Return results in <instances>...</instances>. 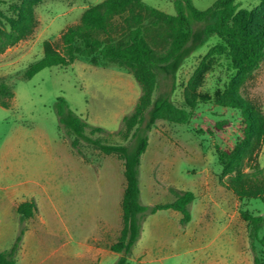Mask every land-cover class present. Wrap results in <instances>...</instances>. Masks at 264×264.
<instances>
[{
  "label": "rangeland",
  "instance_id": "obj_1",
  "mask_svg": "<svg viewBox=\"0 0 264 264\" xmlns=\"http://www.w3.org/2000/svg\"><path fill=\"white\" fill-rule=\"evenodd\" d=\"M19 1L0 0V10L7 13ZM102 1L45 0L35 9L34 33L0 54V80L13 92L9 107H0V228L19 227L15 211L7 217L3 213L10 195L22 201L35 200L43 215L53 207L60 209L66 222H73L82 206L94 211L95 215L88 218L95 221L110 218L119 208L125 184L122 160L116 155L105 156L82 141L83 156L75 155L68 143L74 137L61 128L54 106L63 97L89 124L117 133L123 116L132 111L141 93L133 76L115 64L94 65L78 58L67 68H46L28 81L22 79L28 67L43 57L45 41L57 43L68 27L80 22L87 8ZM215 1L192 3L206 10ZM142 2L166 14L175 13L172 0ZM260 2L239 0L240 8L249 10ZM151 29L149 42L154 46L158 41L163 43V35H158L156 27ZM220 43L218 37H212L184 60L175 79L162 80L158 94H170L176 106L191 111V121L188 125L158 121L149 132L148 149L140 166V187L142 182L145 193L150 189L154 193L148 198L149 205L174 201L171 187L192 191L196 197L190 206L192 220H204L203 226L193 235L192 228L188 232L190 223L189 227L180 224L179 213L171 212L177 218L169 217L170 212L147 217L130 264H136V259H165L151 264H248L247 258L253 260L248 227L239 211L264 216V205L258 199L238 201L230 179L252 172L255 165L264 168V142L255 158L245 159L240 166L225 170L219 162L216 147L231 149L242 135L240 113L221 108L215 101L236 74L225 53L208 61L197 90V107L190 110L185 100L195 70L208 51ZM241 93L264 114V62ZM222 120H228L229 126L216 131L214 125ZM93 138L107 144H128L117 134H95ZM165 219L168 227L163 226ZM208 224L213 226L206 232L203 228ZM234 230L243 241L242 255Z\"/></svg>",
  "mask_w": 264,
  "mask_h": 264
},
{
  "label": "trees",
  "instance_id": "obj_2",
  "mask_svg": "<svg viewBox=\"0 0 264 264\" xmlns=\"http://www.w3.org/2000/svg\"><path fill=\"white\" fill-rule=\"evenodd\" d=\"M45 0H20L0 10V54L30 37L37 26L36 7ZM175 13L166 14L142 0H104L87 8L78 24L68 27L57 43H43V57L33 62L22 79L28 81L46 68H67L78 58L100 65L115 64L125 69L138 83L141 93L130 113L123 116L121 129L110 133L77 115L67 100L59 97L54 109L61 128L68 136L72 152L82 157L80 142L105 156H118L124 166L126 186L122 198V229L116 242L109 246L119 255L114 264H130L132 250L142 234L145 219L160 211L171 210L181 215L180 224L192 220L190 206L195 194L173 187L174 201L156 205L141 202L140 166L149 145V132L158 121L188 125L191 111L176 106L170 94H158L162 80L175 79L184 60L203 47L212 37L221 43L204 56L185 91L188 108L194 110L200 99L197 93L208 61L225 53L236 71L225 90L216 98L217 106L238 111L242 119L241 138L231 149L216 147L225 170L252 160L264 142V114L259 106L241 93L244 84L264 62V0L253 9L240 8L239 0H216L206 9H197L192 0H172ZM157 28L164 42L154 46L147 34ZM157 40V39H155ZM13 98L10 87L0 80V107L8 108ZM229 126L228 120L216 122L214 129ZM95 134L122 135L128 144H107ZM238 201L258 199L264 205V168L255 165L252 172L230 179ZM19 227L11 247L0 251V264H18L27 223L38 213L35 200L20 203L16 208ZM241 219L247 224L249 248L253 264H264V216L243 209Z\"/></svg>",
  "mask_w": 264,
  "mask_h": 264
},
{
  "label": "crops",
  "instance_id": "obj_3",
  "mask_svg": "<svg viewBox=\"0 0 264 264\" xmlns=\"http://www.w3.org/2000/svg\"><path fill=\"white\" fill-rule=\"evenodd\" d=\"M125 186L126 181L120 193L119 208L114 210L115 213L111 215L112 217L106 219L97 221L92 220V218L89 219V216L95 215L94 211L82 208V206L76 211L78 217H75L73 222H66L60 209L53 207V209L45 211L43 215L38 206V213L27 223V230L17 255L18 264H114L119 255L112 252L109 246L116 242L122 229V198ZM142 186L141 182V202L144 205H149L151 202H148V198L154 194L153 190L150 189L145 193ZM15 196L10 195L7 201L9 206L3 209L6 217L9 214L12 216V213L16 212L17 206L25 202L18 200ZM165 212H170L169 217L177 218V215L171 213L174 212L171 210L160 211L151 216L155 218V216ZM166 219L163 226L168 227L169 224ZM203 221L195 223L191 220L190 227L187 225L189 227H187L188 232L192 228L190 233L195 235L198 229L202 228ZM212 226L213 224L204 225L203 230L207 232L209 229L211 230ZM17 232L18 225L17 228L14 226L0 228V251H5L11 247ZM234 232V240L242 255L243 241L235 230ZM164 260L136 259V264L162 263ZM246 261L248 264H253L251 259L247 258ZM202 264L216 263L207 261Z\"/></svg>",
  "mask_w": 264,
  "mask_h": 264
}]
</instances>
